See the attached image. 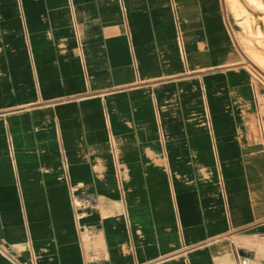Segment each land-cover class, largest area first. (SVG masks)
I'll return each instance as SVG.
<instances>
[{
    "label": "crops",
    "instance_id": "1",
    "mask_svg": "<svg viewBox=\"0 0 264 264\" xmlns=\"http://www.w3.org/2000/svg\"><path fill=\"white\" fill-rule=\"evenodd\" d=\"M253 1L0 0V264H264Z\"/></svg>",
    "mask_w": 264,
    "mask_h": 264
},
{
    "label": "rangeland",
    "instance_id": "2",
    "mask_svg": "<svg viewBox=\"0 0 264 264\" xmlns=\"http://www.w3.org/2000/svg\"><path fill=\"white\" fill-rule=\"evenodd\" d=\"M253 23H254V20H253ZM249 32H252V36L255 37V38H257L259 40L258 42L261 43V40L264 38V34H262L260 28H258V30H257L256 33H254L251 29L249 30Z\"/></svg>",
    "mask_w": 264,
    "mask_h": 264
},
{
    "label": "bare ground",
    "instance_id": "3",
    "mask_svg": "<svg viewBox=\"0 0 264 264\" xmlns=\"http://www.w3.org/2000/svg\"><path fill=\"white\" fill-rule=\"evenodd\" d=\"M253 1V0H252ZM259 1V0H258ZM258 1H257V3H258ZM254 2V1H253ZM256 2V1H255ZM263 6V5H262Z\"/></svg>",
    "mask_w": 264,
    "mask_h": 264
}]
</instances>
